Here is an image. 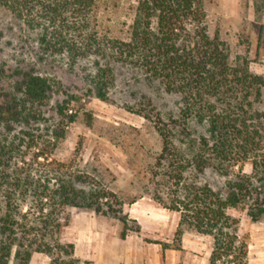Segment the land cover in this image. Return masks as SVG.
I'll use <instances>...</instances> for the list:
<instances>
[{
  "label": "rangeland",
  "instance_id": "374dc122",
  "mask_svg": "<svg viewBox=\"0 0 264 264\" xmlns=\"http://www.w3.org/2000/svg\"><path fill=\"white\" fill-rule=\"evenodd\" d=\"M139 1L95 0L88 34L97 43L77 55L46 50L39 43V29L28 28L0 6V92H12L15 70L46 78L51 88L47 101L36 108L35 120L1 133L20 150L13 156L10 170L22 168L34 181L50 186L70 178L74 188L90 199L85 202L92 204L91 208L62 210V219H68L60 235L63 244H68L63 237L66 228L78 217L116 224L122 227L121 236L124 229L137 228L127 215L132 203L141 200L177 213L168 208L176 197L181 198L183 187L205 186L224 193L226 183L233 179L231 174L220 175L211 167L200 173L194 169L187 147L192 140L207 138L206 125L184 117L180 96L168 92L159 79L137 66L117 62L109 51L110 40L129 42ZM253 4L254 0H202L201 9L208 36L225 44L230 65L244 62L251 74L264 77V8L256 12ZM100 89L105 101L96 96ZM59 107L66 117L58 115ZM254 108L264 113V90ZM68 117L73 122L68 123ZM163 137L168 150H164ZM30 142L36 146L26 150ZM178 171L182 176L179 184ZM237 171L249 177L252 196L258 197L264 209L263 169L258 167L254 172L252 160H246L233 167V172ZM26 208L23 204L21 212ZM256 210L248 201L228 211L231 218L238 219L239 233L247 237L248 264H264V213L255 222L248 215ZM3 214L0 197V218ZM177 216L180 219L179 213ZM183 231L188 236L195 233L179 226L178 234ZM195 241L200 245L189 252L207 261L211 238L201 236ZM13 255L8 264L14 263ZM180 260L186 262L188 255H181ZM28 264H50V258L33 253Z\"/></svg>",
  "mask_w": 264,
  "mask_h": 264
},
{
  "label": "trees",
  "instance_id": "16d2710c",
  "mask_svg": "<svg viewBox=\"0 0 264 264\" xmlns=\"http://www.w3.org/2000/svg\"><path fill=\"white\" fill-rule=\"evenodd\" d=\"M94 1L0 0V6L28 28L39 29L38 40L46 50L77 55L97 43L88 34ZM201 1L140 0L129 42L110 40L107 45L117 62L137 66L159 79L168 92L178 94L184 117L206 125L207 138L192 140L187 147L194 169L200 173L211 167L233 179L226 183L224 193L205 186L183 187L181 198L175 196L168 209L179 213L180 227L212 239L207 264H248L247 237L239 233V221L228 211L250 201L257 209V213L248 214L252 221L264 213L262 202L252 196L249 177L233 172L234 166L246 160H252L254 172L258 167L264 171V113L254 108L264 90V77L251 74L244 62L230 65L225 44L206 32ZM253 5L259 12L264 0H254ZM13 75L17 80L12 92H0V197L4 203L0 264H8L12 252L13 264H28L33 253L47 256L50 264H78L73 246L60 242L68 222L61 212L65 207L91 208L92 204L85 202L90 199L74 188L70 178L50 186L34 181L22 168L10 170L11 160L20 150L1 133L35 120L36 108L47 101L51 89L46 78L31 71L15 70ZM96 96L106 100L101 89ZM58 115L66 117L62 107ZM67 122L73 118L68 117ZM163 139L164 150H168ZM35 146L30 142L25 149ZM20 155L22 162V152ZM176 177L179 184L181 171ZM23 204L25 213L21 212Z\"/></svg>",
  "mask_w": 264,
  "mask_h": 264
},
{
  "label": "crops",
  "instance_id": "0c3cea01",
  "mask_svg": "<svg viewBox=\"0 0 264 264\" xmlns=\"http://www.w3.org/2000/svg\"><path fill=\"white\" fill-rule=\"evenodd\" d=\"M127 215L137 231H126L124 238L122 227L103 219L84 216L71 223L63 237L73 246L78 264H207L205 258L189 252L200 245L195 240L205 235L178 234L177 213L139 200L130 205ZM181 255H188V260H180Z\"/></svg>",
  "mask_w": 264,
  "mask_h": 264
}]
</instances>
